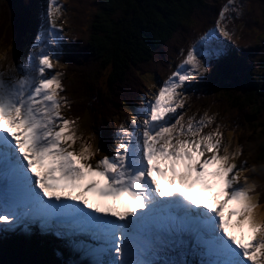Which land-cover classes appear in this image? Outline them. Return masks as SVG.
Returning a JSON list of instances; mask_svg holds the SVG:
<instances>
[{
  "label": "snow or ice",
  "instance_id": "1",
  "mask_svg": "<svg viewBox=\"0 0 264 264\" xmlns=\"http://www.w3.org/2000/svg\"><path fill=\"white\" fill-rule=\"evenodd\" d=\"M238 7L227 0L215 28L182 49L171 75L129 112V123L117 129L112 153L97 157L99 149L90 143L73 147L81 139L76 121L61 113L67 103L60 95L62 73L49 70L59 62L62 29L59 5L48 0L42 33L26 61L12 64L0 57L5 61L0 67V232L36 227L58 237L86 234L98 242L82 248L91 264H264V221L254 216L259 207L252 197L255 185L248 177L238 183L248 171L243 162L235 163L240 146L231 147V133L222 139L220 125L204 132L211 117L184 122L181 115L173 122L183 107L186 82L207 72V60L224 51L219 42L203 53L197 46L216 32L231 39L225 12ZM210 165L213 171L206 172ZM206 176L222 184L225 199L216 205H198L189 198L192 185L210 187ZM81 182L85 192L127 197L131 211H110L111 219L96 215L99 207L86 211L90 205L84 199L56 194ZM230 202L237 207L226 218ZM233 216L238 227L246 224L251 232L247 241L229 233ZM187 255L199 260L178 258Z\"/></svg>",
  "mask_w": 264,
  "mask_h": 264
},
{
  "label": "trees",
  "instance_id": "2",
  "mask_svg": "<svg viewBox=\"0 0 264 264\" xmlns=\"http://www.w3.org/2000/svg\"><path fill=\"white\" fill-rule=\"evenodd\" d=\"M36 1L0 0V24L5 25L0 30V46L5 52L25 43L26 14ZM67 1L79 38L71 62L60 67L64 73L60 95L67 101L61 110L76 124L92 115L94 133L80 136L73 146L78 148L83 141L94 148L98 143L99 156L104 144L97 139V131L105 134L127 106L141 105L142 97L150 90L145 77L164 71L166 62L178 54L176 39L185 24L196 21L200 27L187 37H192V41L227 3V0H98V7L87 15L90 0H84L78 7L74 4L77 0ZM13 2L18 4L15 6ZM236 4L237 11H228L225 22L231 36H235V29H243L234 42L239 49L238 58L210 67L196 101L210 104L219 112L223 129L228 136L232 134L235 146H240L238 163L243 162L248 169L240 178L244 183L243 177H248V182L255 185L252 195L264 212V0H240ZM82 18L87 20V29L79 27L86 22ZM103 77L107 78L106 88ZM261 220L264 221V216ZM37 256L29 264H71L63 261L53 248L47 253L41 250ZM0 264L17 263L14 257L5 254L0 256Z\"/></svg>",
  "mask_w": 264,
  "mask_h": 264
},
{
  "label": "rangeland",
  "instance_id": "3",
  "mask_svg": "<svg viewBox=\"0 0 264 264\" xmlns=\"http://www.w3.org/2000/svg\"><path fill=\"white\" fill-rule=\"evenodd\" d=\"M66 1L67 0H53V4H54V6L55 5H59V15H58V17H57V22L60 24V27H61V29H62V32H61V35H62V40H61V43H60V49H62L64 46H67L68 45V42H70V40H69V37H71V35L73 34V25L69 22L70 21V19H69V12H67V10L65 9V5L64 4H66ZM78 2H75L74 4L78 7V5H82L83 4V2H84V0H77ZM94 1V2H93ZM97 1L98 0H90V7H89V9L87 10V15L88 14H90L91 12H93V11H95V9L98 7V4H97ZM45 2V7H43V8H41V10L43 11V10H45V11H47V4H48V0H45L44 1ZM1 5V4H0ZM208 6V5H207ZM246 8V7H245ZM244 7H243V10H245L246 11V9H245ZM45 15H46V13H45ZM217 15H216V18L213 20V22L208 26V24L207 25H205V26H203V29H204V27H206L207 26V28L206 29H209V28H215V22H216V19H217ZM81 20H86V18H82ZM2 23V25L0 24V30L1 29H4V24H3V22H1ZM87 20H86V22H82V24H81V26H79L80 27V29H82V28H85V29H87ZM196 28H200L199 27V25H198V23L196 22V21H193L192 23H187V24H185V26L183 27V29H182V31H180L179 33H180V35L177 37V39H176V41H178V42H180V41H183V40H187L188 38V36L189 35H193V31H195V29ZM205 29V30H206ZM205 30H203V32L205 31ZM202 32V33H203ZM36 36V37H35ZM37 36L38 35H36V34H34V36L32 35V37H30V42H31V45H34L37 41H36V38H37ZM213 37H214V39H212L211 37H209V42L208 43H205L204 44V46L203 47H201V46H197L198 47V50L199 51H201L202 53L203 52H205L209 47H211L213 44H215V43H217V42H219V43H221V45L223 46V44L225 43V39H224V37H222V36H220L219 35V33L218 32H216L214 35H213ZM32 38V39H31ZM198 38V37H197ZM196 38V39H197ZM179 46H181V45H178V47ZM183 46V45H182ZM60 53H61V51H60ZM60 53H59V55H60ZM14 55V56H13ZM15 56H16V53H15V51L14 50H12L8 55H2L1 57H7V61H11L12 60V64H17V62H16V58H15ZM13 57V58H12ZM27 57H28V55L27 56H25L24 58H23V60H22V62H24V61H26V59H27ZM212 58L213 57H211V58H209L208 60H207V63L208 62H211V60H212ZM174 59L175 60H177L178 59V56L177 55H175V57H174ZM214 61H216L215 59H214ZM0 62H5L4 60H2V59H0ZM49 71H51V72H55V70H53V69H51V70H49ZM203 75H204V73H202L200 76H198L196 79H194V81H193V83L192 84H190V85H188V84H186L187 86L184 88V90H183V101H184V103H183V107L182 108H180L179 109V111H178V113H176V114H174L173 115V117H174V119H173V122H174V120H175V118L177 117V116H183V118L186 116V114H187V116L189 115V114H192L193 113V116H194V118H196L197 120H200V119H198V118H200V113L201 114H209V116L208 117H211V120L213 119V117L211 116V114H212V111H211V109L207 106V105H204V106H202V107H200L198 110H197V108L196 109H193L192 111H191V109H190V107L188 106V104H187V99H188V96H189V94H190V92H191V90L193 89V88H195V86H196V84L198 83V82H200L201 80H202V78H203ZM103 79V88H106V80H107V78L106 77H103L102 78ZM150 83L151 84H153V85H156V78L155 77H151L150 78ZM162 83V82H161ZM160 83V84H161ZM159 83H158V85H156V89H155V91L158 89V87L159 86H161ZM190 86V87H189ZM189 87V88H188ZM154 91V92H155ZM187 94V95H186ZM145 101H147V99L145 100ZM210 109V110H209ZM133 110V108L132 107H130V106H127V108H126V112H131ZM125 114V113H124ZM207 117V118H208ZM207 118L205 119V121L207 122ZM117 123H118V121H116ZM121 122V121H120ZM119 122V123H120ZM125 123H126V125L129 123V122H127V121H124ZM184 122H187V120L186 119H184ZM93 124V121H92V119H91V116H87L83 121H82V123H81V125L79 126V127H77L76 128V131H77V134H79V133H81V132H83V131H87V132H90L91 130H92V125ZM209 125V124H208ZM206 130V127L203 129V131H205ZM222 139H223V137H222ZM223 140H225V141H227L226 140V138L225 139H223ZM231 144H232V141H231ZM232 147V146H231ZM109 154H111L112 152H108ZM240 164H237V166H239ZM241 178L239 177L238 178V183H241V180H240ZM220 195H221V198L222 199H224L225 197H224V195H223V193H221V192H218V193H216V194H214V197L215 198H219L220 197ZM253 201H254V199H253ZM226 207H228V210L226 211V217H227V213H228V211L230 210V209H232V208H235V207H237V205L235 204V202H230L229 203V205H227ZM254 216H255V218L258 220V221H262L261 220V218H263V216H264V212H263V209H262V207H258V209H254ZM235 221H236V217L235 216H233V217H231V219L229 220V225H228V228H229V230L231 231V234L232 235H235L236 237H237V233L238 232H240V234L243 236L244 235V233L246 232V231H249L248 230V228H247V225L246 224H242L241 226H237L236 224H234L235 223ZM20 231V230H19ZM19 231H15V230H13V231H9V234L11 235L9 238L7 237L6 238V240L7 241H10L11 239H13V238H16L17 236H20V237H25V235L23 234V233H20ZM250 232V231H249ZM4 233H5V231L4 232H0V238L2 239V237L4 236ZM250 235H251V232H250ZM245 236V235H244ZM29 238H31L30 239V241H32V240H34L35 238H33V236L31 235V236H28ZM251 237V236H250ZM249 237V238H250ZM55 240L57 241V242H60V243H63V245H65V246H63L62 248H60V251H61V254H63L62 256H65V257H72V256H75L74 254H72L71 253V251L70 250H68V251H64V249H65V247L67 246V248H68V245H67V241H65V239L63 238V237H55ZM39 243L40 242H38L37 241V244L39 245ZM35 244V243H34ZM46 244H48V245H50L51 243H46ZM48 245H46V248L48 247ZM36 246V245H35ZM36 248V247H35ZM14 249H15V251H14ZM33 250V249H32ZM32 250H30V252L29 253H25L24 251H22V248L21 247H13V249H11V248H9V247H4V246H1L0 247V251H9L11 254H13L14 256H15V258H16V260H17V262L19 263V264H22V263H24V262H26L29 258H31L32 257V254L34 253ZM34 251H35V249H34ZM76 257V256H75ZM74 260V263L73 264H86L85 262H83V261H81L80 259H79V257H76V258H73ZM199 260V257L198 256H195L194 258H193V260L192 261H198ZM191 261V260H190Z\"/></svg>",
  "mask_w": 264,
  "mask_h": 264
},
{
  "label": "bare ground",
  "instance_id": "4",
  "mask_svg": "<svg viewBox=\"0 0 264 264\" xmlns=\"http://www.w3.org/2000/svg\"><path fill=\"white\" fill-rule=\"evenodd\" d=\"M28 10V9H27ZM23 11V10H22ZM25 12V11H24ZM16 13V12H15ZM28 13V12H27ZM26 15H29L26 14ZM25 17V16H23ZM27 17V16H26ZM24 19V18H23ZM27 19V18H25ZM26 21V20H25ZM17 21H14V23H16ZM27 23V22H26ZM12 24V23H11ZM12 26V25H11ZM16 26V25H15ZM26 26V25H24ZM9 27V26H8ZM20 27V25L18 26ZM13 28V26H12ZM11 28V30H12ZM10 29V28H9ZM9 29H7L8 31H10ZM26 29V28H25ZM73 30V29H72ZM15 31V29H14ZM27 31V29H26ZM11 32V31H10ZM80 32V31H79ZM26 33V32H25ZM2 34V32H1ZM10 36V35H9ZM34 36V35H33ZM11 37V36H10ZM32 37V36H31ZM36 37V36H35ZM83 37H81L82 39ZM32 39V38H31ZM12 43V42H11ZM81 41H80V43ZM80 45V47H81ZM9 47V46H8ZM79 48V47H78ZM7 49V48H6ZM80 49H78L79 51ZM77 51V53H79ZM14 56V55H13ZM78 57V56H77ZM13 58V57H12ZM3 60V59H2ZM8 62L11 63V61L9 60ZM5 62H0V67H2L4 65ZM229 67V66H228ZM69 75V74H68ZM109 128V127H108ZM105 131V129H104ZM102 133V132H101ZM106 137H108V135H106ZM214 165H210L206 168V172H211L213 171L214 169ZM207 177V176H206ZM205 177V178H206ZM86 182V181H85ZM85 182H81V186L74 189V190H64L63 192H57L56 194L57 195H60L61 197H67L69 195H72V196H77L81 199H84L87 201L88 205H90L91 207L93 208H96V207H99L101 208V212L99 214H102V215H109V212L110 211H116V212H124V211H131V208H130V202L128 201L127 197H124V196H121V197H117L115 199L111 198V197H102L99 195L98 192L94 191V190H89L87 192H85L83 190V184ZM207 183L210 185V187H205V185L201 188H199L198 192L200 193L201 192V189H202V193L207 197V202L212 204V205H216L217 202L219 200H222L221 198V195L219 198H215L213 195L214 193H218V192H221V187H222V184L221 182L218 180V179H214L212 177H207ZM222 193V192H221ZM225 199V198H224ZM69 203H76L77 201H68ZM202 203H205L204 201L200 202V204ZM228 204L225 205V208L226 210H228V207H226ZM110 216V215H109ZM111 217V216H110ZM111 219H115L114 217H111ZM33 232H34V237L36 236V234L38 232H40L36 227H33ZM19 232L23 233L25 235V237H20V236H17L16 238H13L11 239L10 241H7L6 238L10 237L11 235L9 234V231H5L4 233V237L1 239L0 238V247L1 246H4V247H9L11 249H13V247L17 246V247H21L22 248V251H24L26 254L30 252V250H34L35 249V245H37V241L39 242L40 240H44L46 242H53L55 241V237L54 236H50L48 234H44V233H39V235H37V237L32 240V241H29V235H27L26 231L24 230H20ZM30 233V231H29ZM28 233V234H29ZM237 239H242L244 241H247L249 239V237L251 236L250 235V232L249 231H246L244 233V235L242 236L240 234V232H238L237 234ZM86 235L85 234H81V235H77V236H74L72 237V240H69L67 242L70 243V247H71V250L73 251V254L78 256L80 260H82L83 262H86V264H91V260H92V257H90L89 255H87L83 250L82 248L84 246H88L86 244ZM1 237V236H0ZM20 238V239H19ZM29 243L31 246L30 247H25V243ZM35 243V244H34ZM68 244V243H67ZM29 246V245H28ZM96 246V245H95ZM32 247V248H31ZM32 250V251H33ZM15 251V249H14ZM179 259H190L192 258V255H187V256H180L178 257Z\"/></svg>",
  "mask_w": 264,
  "mask_h": 264
}]
</instances>
